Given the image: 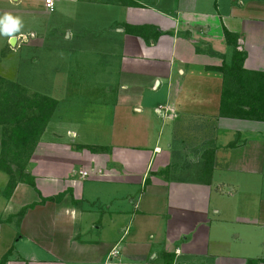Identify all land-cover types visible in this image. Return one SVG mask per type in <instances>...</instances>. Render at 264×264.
I'll return each instance as SVG.
<instances>
[{
  "label": "crops",
  "instance_id": "1",
  "mask_svg": "<svg viewBox=\"0 0 264 264\" xmlns=\"http://www.w3.org/2000/svg\"><path fill=\"white\" fill-rule=\"evenodd\" d=\"M44 1L0 0V5L7 8V12L0 9V15H47V22H51L61 8L68 14L69 23L62 32L63 37L67 34L64 39L90 38L88 51L92 55L98 52L96 56L111 54L109 42L114 38L120 43L119 66L114 71L118 70L123 91L131 95L147 87L155 103L147 116L154 111L156 122H162L161 129L164 127L167 134L164 143L160 138L151 142L153 122L138 118L146 110L142 99L120 96L115 112L119 119L112 128L110 149L97 156L88 155L87 166L77 173L70 170L64 155L54 153L58 147L74 159L76 155L69 153L67 145L52 141L38 144L31 160L32 171L38 173L34 179L38 203L26 212V218L39 235L36 241L45 245L38 248L47 253L49 260L30 257L8 264H70L57 253L59 243L63 247L74 244L73 254L78 258H88L95 252L85 264H247L249 260L262 264L255 258L232 256L230 243L210 242L208 216L212 194L224 195L225 187L231 189L227 193L231 198L240 187L237 183L250 188L248 180L255 186L254 177H259L264 186V122L220 117L223 77L210 70L231 61L232 48L226 46L223 34L227 30L246 55L243 69L264 73V0H53V12L46 10ZM72 9L74 16H70ZM103 33L107 40L102 39ZM25 35L16 33L15 41L20 36L27 38ZM35 36L31 32L33 45L37 42ZM5 39L11 40L7 36ZM159 108L161 113H156ZM131 111L140 115L134 116ZM168 111H173L170 117H166ZM120 119L133 121V125L119 126ZM142 119L146 123L140 122ZM71 136L76 133L71 132ZM45 145L51 147L52 156L43 166L47 156L41 153V146ZM211 153L208 180L180 179L179 172H186L184 160L194 157L203 171L208 169ZM40 168L45 173H39ZM65 172L67 175L61 176ZM80 172L88 176L82 178ZM76 178L83 185L75 182ZM64 179L71 181L62 184ZM231 180L237 183L231 186ZM24 185L17 186L14 198L18 191H24ZM59 196L60 201L40 200ZM104 199L110 200L106 214L95 221V212L91 204L87 205ZM119 199L126 207H121ZM80 201L87 204L71 206ZM220 213L214 210V215ZM257 213L260 229L264 226V198ZM45 222L50 226L48 230L44 229ZM92 229L98 233L107 229L110 236H102L97 242H74V233L84 237ZM113 251L118 255L113 256Z\"/></svg>",
  "mask_w": 264,
  "mask_h": 264
},
{
  "label": "rangeland",
  "instance_id": "2",
  "mask_svg": "<svg viewBox=\"0 0 264 264\" xmlns=\"http://www.w3.org/2000/svg\"><path fill=\"white\" fill-rule=\"evenodd\" d=\"M81 1L85 2L84 0ZM0 9L7 12L4 5H0ZM58 12L61 13L53 14L51 22H47V15L44 18L41 15H37V18H35L31 14L19 17L23 22L20 31L26 34V40L16 38L15 44L12 45L10 41L6 42V36L0 35V80L5 81V83L0 82V86L4 87L7 83H14L18 89L23 90L26 96L30 97L38 94L49 97L56 102L48 127L38 144H47L52 141L59 145H67L70 150L69 153L76 155L74 159V156H69L68 152L64 153L58 147L54 153L64 155L70 165V170L73 168V172L77 173L81 167L87 166L86 157H89L88 155L97 156L105 152L98 150L110 149L114 124L119 119L117 117L116 120L115 112L117 98H120V96L129 98V100H132V98L142 99V106L146 110L138 118L150 119L153 122L149 136L151 142H155L160 138L164 143L167 134L164 131L167 130L164 127L161 129L162 122L160 120L156 122L157 116L152 110H150V117L147 116L149 107L155 105L151 101L154 94L147 87H142L144 91L139 90L137 94L132 93L130 95V92L123 91L122 81L118 77V70L114 71V67L116 66L115 69H118L119 66L117 52L120 49V43L113 38L109 42L113 48L112 51L110 50L111 54L96 56L98 53L96 52L92 55L88 51V39L90 38L84 40L72 39L71 41L64 39V37L67 38V34L63 37L62 32H64L67 25L69 26L67 22L68 14L66 16L61 8ZM71 12L70 16H74L73 9ZM80 12H83V10H80ZM31 32L36 34L35 40L37 42L34 45L32 44L34 41L31 39ZM84 36L87 38L89 34L85 32ZM102 39L107 40L108 36L103 33ZM96 43L99 42L96 41ZM84 50L87 51L84 53ZM133 95L134 97H131ZM155 99L158 101L157 97ZM131 114L134 116L140 115L132 113V111ZM171 114H173V111H168L166 117H170ZM121 119L118 122L119 126L122 123L126 128L133 125V121ZM142 121L146 123L145 119L140 122ZM131 131L133 133V130ZM71 132H75L76 136L72 137ZM135 134H138V130H135ZM1 139L2 130L0 127V144ZM133 144L136 145L137 142ZM36 149L37 147H35L31 158L26 163L24 175L15 172L16 166L14 165L12 173L0 170V263L4 257L9 260L8 262L18 259L29 260L30 257L37 260H49L47 253L39 249L43 248L42 245H45L36 241L38 240L36 237H39V235L31 229V222L26 218L28 213H25L24 216L20 215L22 210L27 212L32 205L38 203V192L35 188L37 184L34 182L38 173L36 170L32 171L33 167L31 166V160ZM41 153L47 156L43 161L44 166L52 156L51 147L41 146ZM198 162L194 157L184 160L183 165L186 166V172L184 174L179 172L180 179L197 182L208 180L211 174H209L207 168H203L202 171ZM43 170L40 168L39 173H45L46 170ZM70 170L68 169L67 172L69 173ZM119 170L122 175L125 174L122 169ZM61 174H64L61 176L67 175L66 172ZM171 177L177 178L174 174ZM11 180L17 182L16 188L19 184H25L22 187L25 192L18 191L19 193L15 198L13 192L9 198H6ZM66 181L71 180L64 179L62 184ZM248 181L250 188L231 180V186L234 183L240 186L236 193L234 191L231 194L233 196L231 198L227 195L231 191L228 187H225V193L222 196L215 197L212 194L208 216L211 228L210 242L223 241L224 243H230L232 256L245 258V260L255 258L256 260H262V264H264V226L259 229L256 224L260 214L257 213L260 208V199L264 198V186L261 187L259 177H254L253 183H255V186L252 185L253 188L251 181ZM75 182L83 185L81 179L76 178ZM261 183L264 185V177H261ZM30 184H33L34 187H31ZM138 192L137 190L136 193ZM12 196L14 199L10 200ZM40 200L43 199L40 198ZM122 200L119 199L118 202L122 205L121 207H126ZM109 201V199L96 200L87 205L91 204L90 206L95 212L92 216L93 220L96 221L97 218L100 219L102 215L106 214V205ZM86 204V202L80 201L78 205L71 206L78 208ZM128 207L132 211L133 208L130 209L129 205ZM215 209H218L221 213L214 215ZM260 219L263 220L261 217ZM128 220L129 217L126 222ZM45 224L44 229L47 228L48 230L50 226L47 225V222ZM108 234H110V231H107V229L99 233L92 229L84 237L80 236L79 233L77 234V232L74 233L73 240L76 243H81L84 240L97 242L102 236H110ZM70 242L71 240L68 241V243ZM58 250L57 253L64 256L66 258L64 260H67L70 264L76 262H78L76 264H85L84 262H87L91 255L95 256V252H93L89 254L88 258L83 256L78 258L73 254L76 252L74 251V244L63 247L59 243Z\"/></svg>",
  "mask_w": 264,
  "mask_h": 264
},
{
  "label": "trees",
  "instance_id": "3",
  "mask_svg": "<svg viewBox=\"0 0 264 264\" xmlns=\"http://www.w3.org/2000/svg\"><path fill=\"white\" fill-rule=\"evenodd\" d=\"M223 34L226 46L232 48L231 61L229 64L223 62L221 66L210 69L223 77L219 115L225 118L264 122V73L245 71L243 65L246 55L238 49L237 38L227 30H224ZM0 82L5 83L2 80ZM55 104L53 99L46 96L38 94L26 96L14 83L0 86L1 171L12 173L14 165L15 172L24 175L26 163L31 158L53 115ZM212 154L208 171H211ZM16 185L17 182L10 181L6 198L11 196ZM30 186L34 187L33 184ZM61 199L62 196H59L42 201H60ZM25 213L26 211L22 210L20 215L24 216ZM9 253L10 250L8 255ZM8 261L4 257L0 264H7ZM246 263L254 264V261L249 260Z\"/></svg>",
  "mask_w": 264,
  "mask_h": 264
},
{
  "label": "clouds",
  "instance_id": "4",
  "mask_svg": "<svg viewBox=\"0 0 264 264\" xmlns=\"http://www.w3.org/2000/svg\"><path fill=\"white\" fill-rule=\"evenodd\" d=\"M23 27V22L19 17L11 14H4L0 17V35L15 39V34L19 33Z\"/></svg>",
  "mask_w": 264,
  "mask_h": 264
},
{
  "label": "built area",
  "instance_id": "5",
  "mask_svg": "<svg viewBox=\"0 0 264 264\" xmlns=\"http://www.w3.org/2000/svg\"><path fill=\"white\" fill-rule=\"evenodd\" d=\"M44 6H45V8H46V10L48 12H53L54 11V1L53 0H45L44 1ZM19 39L26 40V37H21L20 36ZM161 110H162L161 108L157 109L156 113H161ZM80 175H81L82 178L88 176V174L86 172H80ZM112 254H113V256H116V255H118V252L117 251H113Z\"/></svg>",
  "mask_w": 264,
  "mask_h": 264
},
{
  "label": "water",
  "instance_id": "6",
  "mask_svg": "<svg viewBox=\"0 0 264 264\" xmlns=\"http://www.w3.org/2000/svg\"><path fill=\"white\" fill-rule=\"evenodd\" d=\"M10 42H11V44L13 45L14 42H15V39H11Z\"/></svg>",
  "mask_w": 264,
  "mask_h": 264
}]
</instances>
